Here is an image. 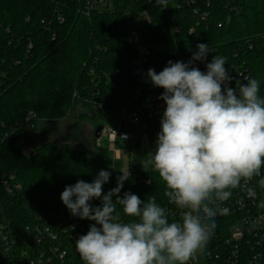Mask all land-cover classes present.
I'll return each instance as SVG.
<instances>
[{
	"label": "trees",
	"instance_id": "16d2710c",
	"mask_svg": "<svg viewBox=\"0 0 264 264\" xmlns=\"http://www.w3.org/2000/svg\"><path fill=\"white\" fill-rule=\"evenodd\" d=\"M85 6L86 0H0V173L15 175L22 187L9 194L0 183V221L19 233L43 214L70 213L60 199L66 185L91 183L106 170L111 176L103 191L116 187L121 173L109 166L95 131L78 151L65 140H40L39 126L64 119L80 105L99 117L143 109L162 88L150 85L137 94L142 81L133 62L142 49L153 46L151 62L163 69L169 60L186 63L197 44L208 43L212 52L196 67L206 71L214 55L225 57L230 86L249 71L264 96V0H168L167 8L155 0H113L111 9L90 16ZM31 111L36 119L28 129L24 121ZM154 147L151 132L150 152ZM130 173L121 196H155L169 206L158 172ZM81 221L87 234L94 221Z\"/></svg>",
	"mask_w": 264,
	"mask_h": 264
},
{
	"label": "clouds",
	"instance_id": "9594fccd",
	"mask_svg": "<svg viewBox=\"0 0 264 264\" xmlns=\"http://www.w3.org/2000/svg\"><path fill=\"white\" fill-rule=\"evenodd\" d=\"M167 8L168 0H155ZM191 59L168 61L157 73L148 69L153 87L166 107L160 119L154 151L143 162L146 171L158 172L164 195L175 204L180 219L157 202L155 196L141 200L121 189L131 173L120 171L116 187L106 193L103 185L111 172L100 170L91 183L77 180L66 185L60 199L70 214L94 221L87 234L75 240L84 264H188L213 234L215 217L228 209L210 206L213 197L226 201L232 189L261 173L264 165V96L260 81L251 74L236 81L214 55L205 63L208 43L196 45ZM264 185V180H261ZM249 195L255 190L249 188ZM99 199V206L90 201ZM128 218V219H125Z\"/></svg>",
	"mask_w": 264,
	"mask_h": 264
},
{
	"label": "built area",
	"instance_id": "2783aa9c",
	"mask_svg": "<svg viewBox=\"0 0 264 264\" xmlns=\"http://www.w3.org/2000/svg\"><path fill=\"white\" fill-rule=\"evenodd\" d=\"M112 7L113 0H86L84 13L90 16L93 11ZM58 20L60 23L64 22L61 16ZM154 50L153 46L142 49L133 62L134 75L142 81L137 94H141L144 87L151 85L146 77L148 69H155L157 73L163 70L151 62ZM188 61L186 60V63ZM163 91L160 89L151 96L147 105L139 111L122 109L118 114L120 120L117 126L103 127L101 138L109 139L111 148H114V142L117 140L133 141L134 130L138 128L137 131L142 134L153 132L155 144L160 131V119L166 107L165 102L158 99ZM35 119L34 112H29L24 126L30 129ZM14 132L13 129L10 131L12 134ZM262 167L260 175L247 182L242 179L240 185L228 189L231 191L228 200L218 201L213 197L210 206L226 208L228 212L215 217L211 238L188 264H264ZM0 183L9 194L22 189L15 175L0 173ZM249 188L255 190V196L249 195ZM166 209L178 215L181 212L171 202ZM85 232L82 221L65 212L43 214L36 224L26 227L23 233L13 229L7 222L0 221V264H77V261L82 260L76 251L75 240Z\"/></svg>",
	"mask_w": 264,
	"mask_h": 264
},
{
	"label": "rangeland",
	"instance_id": "374dc122",
	"mask_svg": "<svg viewBox=\"0 0 264 264\" xmlns=\"http://www.w3.org/2000/svg\"><path fill=\"white\" fill-rule=\"evenodd\" d=\"M82 116L87 117L82 118ZM119 120L120 116L115 112L99 117V114L91 108L80 105L62 120L41 121L38 136L40 140H65L74 145L78 151H82L83 144L91 141L94 131L99 126L115 128ZM137 129L134 130L133 141H116L114 148H111L109 139L99 140V148L107 152L108 164L114 171L148 172L151 169L149 167L145 171L142 167L143 162L149 158L150 134L139 133ZM117 152L120 153V157L116 155Z\"/></svg>",
	"mask_w": 264,
	"mask_h": 264
},
{
	"label": "water",
	"instance_id": "95a60500",
	"mask_svg": "<svg viewBox=\"0 0 264 264\" xmlns=\"http://www.w3.org/2000/svg\"><path fill=\"white\" fill-rule=\"evenodd\" d=\"M248 74H249V71H245V72H243V73L240 75L241 83H244V81L242 80V76H243V75H248ZM102 130H103V126H99V127L95 130V139H96V140H99V139L101 138Z\"/></svg>",
	"mask_w": 264,
	"mask_h": 264
},
{
	"label": "crops",
	"instance_id": "0c3cea01",
	"mask_svg": "<svg viewBox=\"0 0 264 264\" xmlns=\"http://www.w3.org/2000/svg\"><path fill=\"white\" fill-rule=\"evenodd\" d=\"M117 141H121V140H117ZM116 155H117L118 157H120V153H119V152H117Z\"/></svg>",
	"mask_w": 264,
	"mask_h": 264
}]
</instances>
